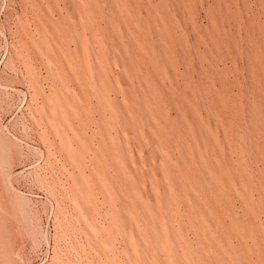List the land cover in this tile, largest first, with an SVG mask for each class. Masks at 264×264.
<instances>
[{
	"label": "rangeland",
	"instance_id": "374dc122",
	"mask_svg": "<svg viewBox=\"0 0 264 264\" xmlns=\"http://www.w3.org/2000/svg\"><path fill=\"white\" fill-rule=\"evenodd\" d=\"M0 264H264V0H0Z\"/></svg>",
	"mask_w": 264,
	"mask_h": 264
},
{
	"label": "bare ground",
	"instance_id": "6f19581e",
	"mask_svg": "<svg viewBox=\"0 0 264 264\" xmlns=\"http://www.w3.org/2000/svg\"><path fill=\"white\" fill-rule=\"evenodd\" d=\"M115 68H116V67H115ZM116 70H117V69H116ZM47 93H48V92H47ZM69 116H70V115H69ZM31 117H32V116H31ZM49 122H50V121H49ZM38 129H39V128H38ZM56 141H57V140H56ZM83 158H84V155L80 153V154L78 155V158H77V159H78L79 161H81V160H83ZM94 217H95V216H94ZM134 255H135V254H134Z\"/></svg>",
	"mask_w": 264,
	"mask_h": 264
}]
</instances>
